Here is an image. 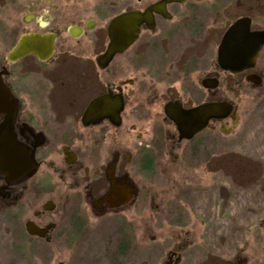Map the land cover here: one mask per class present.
Returning <instances> with one entry per match:
<instances>
[{"label":"flooded vegetation","instance_id":"1","mask_svg":"<svg viewBox=\"0 0 264 264\" xmlns=\"http://www.w3.org/2000/svg\"><path fill=\"white\" fill-rule=\"evenodd\" d=\"M263 33L264 0H0V151L12 142L35 162L22 179L0 173V218L18 222L28 250L75 251L96 225L100 245L119 223L108 264H127L137 235L117 215L148 200L147 178L208 171L214 144L235 139L228 93L263 87L264 42L252 66L229 64L250 63ZM114 45L125 49L109 55ZM211 104L232 108L194 135L171 118ZM115 187L132 194L117 207ZM181 261L170 251L162 264Z\"/></svg>","mask_w":264,"mask_h":264},{"label":"rangeland","instance_id":"2","mask_svg":"<svg viewBox=\"0 0 264 264\" xmlns=\"http://www.w3.org/2000/svg\"><path fill=\"white\" fill-rule=\"evenodd\" d=\"M228 97L241 123L235 139L214 144L208 171L151 176L148 200L117 215L137 235L127 264H162L170 251L181 253V264H264V85ZM65 207L60 202L57 212ZM1 216L0 264H108L119 245L118 223L104 228L100 245L96 225L75 251L60 240L33 242L28 250L18 222Z\"/></svg>","mask_w":264,"mask_h":264},{"label":"water","instance_id":"3","mask_svg":"<svg viewBox=\"0 0 264 264\" xmlns=\"http://www.w3.org/2000/svg\"><path fill=\"white\" fill-rule=\"evenodd\" d=\"M112 35V33H111ZM112 40H115L112 38ZM129 42V41H128ZM264 42V33L261 35V40L256 42L258 44L254 46L253 53L250 55V58L248 62H241V63H230L229 68L232 71H238L242 70V68H247L248 66H252L253 62L256 59V56L259 52L261 44ZM130 43H128L129 45ZM125 47H117V46H111L109 49V55H113L117 51L124 50ZM6 89L3 88L0 85V113L6 112L10 108V100L9 97L5 91ZM3 91V92H2ZM230 105H218V104H211L208 106H201L194 111L188 112L189 115L187 118H185L183 115L180 117H172V119L175 120V122L180 125L187 123L189 130H191L192 135L199 132L206 124V120H208L209 117L213 116L214 118L217 117H223V113L226 110H231ZM191 135V136H192ZM35 162L32 159L31 153L26 149L18 144H14L12 142H4L2 144V148L0 151V173L5 175L6 177L10 179H15V177H18V179H22L25 176H27L31 170L35 167ZM18 176H15L17 175ZM114 186V184H113ZM111 197V198H110ZM110 197L107 198V200L110 202L112 201V204H115V206H119L120 203L123 204V202H126L127 199L132 197V194L127 193V195L124 193V191L120 190L119 188H114L110 191ZM31 233L40 235L38 231L31 230Z\"/></svg>","mask_w":264,"mask_h":264}]
</instances>
